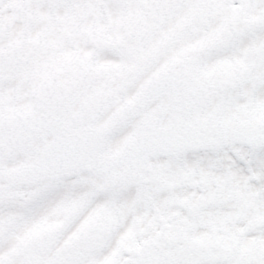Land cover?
I'll return each mask as SVG.
<instances>
[{
    "label": "snow or ice",
    "instance_id": "obj_1",
    "mask_svg": "<svg viewBox=\"0 0 264 264\" xmlns=\"http://www.w3.org/2000/svg\"><path fill=\"white\" fill-rule=\"evenodd\" d=\"M0 264H264V0H0Z\"/></svg>",
    "mask_w": 264,
    "mask_h": 264
}]
</instances>
